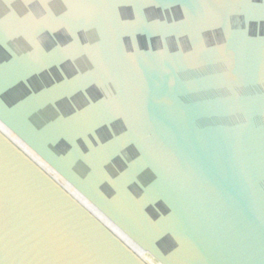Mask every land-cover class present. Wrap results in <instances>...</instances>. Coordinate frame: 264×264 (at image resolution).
Listing matches in <instances>:
<instances>
[{"label": "water", "instance_id": "95a60500", "mask_svg": "<svg viewBox=\"0 0 264 264\" xmlns=\"http://www.w3.org/2000/svg\"><path fill=\"white\" fill-rule=\"evenodd\" d=\"M0 264H264V0H0Z\"/></svg>", "mask_w": 264, "mask_h": 264}]
</instances>
